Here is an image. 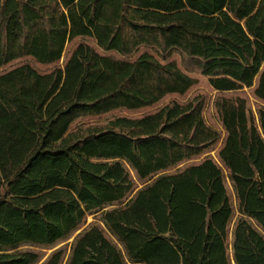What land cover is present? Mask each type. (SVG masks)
<instances>
[{
    "label": "trees",
    "instance_id": "trees-1",
    "mask_svg": "<svg viewBox=\"0 0 264 264\" xmlns=\"http://www.w3.org/2000/svg\"><path fill=\"white\" fill-rule=\"evenodd\" d=\"M0 264H264V0H0Z\"/></svg>",
    "mask_w": 264,
    "mask_h": 264
},
{
    "label": "rangeland",
    "instance_id": "rangeland-1",
    "mask_svg": "<svg viewBox=\"0 0 264 264\" xmlns=\"http://www.w3.org/2000/svg\"><path fill=\"white\" fill-rule=\"evenodd\" d=\"M252 102L254 103V100H252ZM211 107H212V106H211ZM212 155H214V153H213ZM132 177H133L134 179H136L134 173H132ZM140 186H141V185H140ZM100 214H101V213H99V214H97V215H94V216H90V217L88 218V222H87V224H86V226H85L84 228H87L90 224L97 222L96 217H97L98 215H100ZM75 236H76V235H74L69 241H67V242H65V243H63V244H61V245H60L59 247H57V248L67 247L68 252H69V251H70V246H71V244H72V242H73ZM28 249H29V247H27V248H23L24 251H25V250H28ZM51 252H52V251H47V255H49ZM45 258H47V257H45ZM44 260H45V259H44Z\"/></svg>",
    "mask_w": 264,
    "mask_h": 264
}]
</instances>
